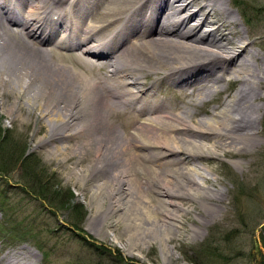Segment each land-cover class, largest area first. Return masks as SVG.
Instances as JSON below:
<instances>
[{"label": "bare ground", "instance_id": "1", "mask_svg": "<svg viewBox=\"0 0 264 264\" xmlns=\"http://www.w3.org/2000/svg\"><path fill=\"white\" fill-rule=\"evenodd\" d=\"M16 1L4 0L0 7V84H7L9 89L16 83L20 92L26 93L36 89L30 93L29 101H38L41 114L56 121L51 134L69 127L74 128L72 133L92 131L88 141L95 145L100 159L96 165L86 167L79 177L81 181L89 180L94 168L99 172L106 169L101 156L108 157L109 149L114 147L121 157L120 166L148 174L150 188L126 170L127 191H123V178L115 174L96 189L102 192L97 195L106 194L109 199L117 195L115 202L109 200L107 206L103 205L96 194L92 202L97 209L112 214L109 217L116 214L115 223L127 222L130 254L140 234L147 230L151 235L146 239L143 235L145 244L157 241L165 258L177 253L169 237L179 233L177 227L187 210L181 198L200 201L206 198V191L212 192L206 187L207 170L201 167V161L217 157L219 147L243 150L237 139L258 132L255 124L261 114L255 101L264 97V68L258 63L261 57L253 48L254 41H247L252 34L247 29L235 30L239 16L228 0H21L30 18L22 21V28H13L10 24L15 21L7 8ZM52 11L58 19L49 15ZM82 11L88 14L84 16ZM130 25L137 28L128 33ZM206 26L210 28L204 31ZM253 34L264 39L262 32ZM91 40L98 45L114 41L117 47L105 55L86 46ZM50 44L73 51V56L68 57L71 69L49 53ZM226 74L238 82L237 89L228 92L226 100L209 117L194 123L189 121L193 114L175 101L145 98L156 83L146 87L147 80L155 76L156 80L165 78L182 89V97H198L202 102L227 91L221 85ZM19 88L13 87V91L19 92ZM45 94L53 102L39 101ZM142 94L158 107L149 102L144 103L143 111L130 106L138 103ZM63 103L69 114L60 108ZM35 105L32 102L29 107ZM123 117L140 118L123 133L117 145L97 135L99 129L114 124H110V118ZM137 149L142 150V156ZM181 153L183 158L159 162ZM153 157L152 164L145 161ZM164 164L172 169L160 179ZM148 190L162 194L160 208L154 205L150 209L142 202ZM134 193L141 196L140 202L131 197ZM135 206L141 209L140 218L135 216L139 214L134 213ZM0 264L11 261L7 258Z\"/></svg>", "mask_w": 264, "mask_h": 264}, {"label": "rangeland", "instance_id": "2", "mask_svg": "<svg viewBox=\"0 0 264 264\" xmlns=\"http://www.w3.org/2000/svg\"><path fill=\"white\" fill-rule=\"evenodd\" d=\"M236 1H240L241 6ZM236 1L227 3L239 18L245 14L251 22L242 16L235 30H249L252 35L247 41H254L253 48L261 57L258 63L264 68V39L261 38V42V35L253 34H264V0ZM54 55H59V62L71 69L69 53L58 51ZM51 60L55 61L53 57ZM230 78L233 76L226 74L221 84L227 93H217L202 102L198 97H182V90L166 80L158 79L155 87L166 91L168 102L176 101L178 107H186V111L193 114L189 121L194 123L209 117L213 109L226 100L228 92L237 89L238 82L228 81ZM154 79L153 76L147 80L146 87ZM261 85L264 96V80ZM7 86L0 84V261L9 258L11 264H199L200 260L204 264H264V97L255 101L261 114L255 124L258 132L237 139L244 149L219 147L217 157L201 161V167L207 170L204 173L208 176L206 187L212 192L206 191V198L200 201L181 198L187 210L177 227L179 233L169 237L177 253L165 258L157 241L145 244L143 235L145 239L151 235L148 230L140 234L142 237L130 254L127 222L115 223L116 214L109 217L112 214L102 212L92 202L94 194H102L96 190L103 187L101 182L115 178V174L123 178V191L129 189L126 170L130 169L124 164L120 166L117 149H109L111 156H101L106 166L103 172L94 168L89 180L81 181L79 177L86 167L96 165L100 159L95 154V145L88 141L92 131L72 133L74 128L69 127L67 131L61 128L59 134H51L56 121L41 114L38 101H29L30 93L36 89L20 92L15 83L14 89L19 88L16 92ZM48 96H40L39 101L53 102ZM32 102L36 104L34 108L29 107ZM65 105L61 104L60 108L64 114H69ZM137 119L110 118V124H114L99 129L97 135L102 134L104 139L115 141L117 145L125 135L121 127H130ZM26 154L32 156L33 166L23 164ZM173 158H183L182 153L161 158L159 162ZM146 159L147 163L155 162V157ZM112 160L116 163H110ZM185 161L188 162L187 158ZM170 169L169 164H164L160 179L166 178ZM130 171L137 182L151 187L148 174L134 173L133 168ZM45 184L52 189L50 198L48 194L46 198L39 193L41 185ZM117 184L114 182L115 186ZM150 191L146 192L147 198L142 197V202L150 209L154 205L160 208L162 194ZM57 192L62 197L56 196ZM71 193L73 198L69 200ZM97 196H101L99 200L107 206L109 200L115 202L117 195L110 199L106 194ZM132 196L140 202L141 196L136 193ZM134 208V213L139 212L135 216L140 218L141 209Z\"/></svg>", "mask_w": 264, "mask_h": 264}, {"label": "trees", "instance_id": "3", "mask_svg": "<svg viewBox=\"0 0 264 264\" xmlns=\"http://www.w3.org/2000/svg\"><path fill=\"white\" fill-rule=\"evenodd\" d=\"M23 155H19L18 157L19 158H21ZM23 164L24 165H31V166H33L34 165V161H33V158H32V156H24V158H23ZM41 189H39V193H41L43 196H45L46 194H48L49 195V198H50V196H51V191H52V189L50 190V186L49 185H41V187H40ZM57 189H58V187H56V191H57ZM56 191H53V193H55ZM58 195H61L60 194V192H57V195L56 196H58ZM46 198H48V196H45ZM61 197H62V195H61ZM73 198V194L71 193V195L69 196V200L70 199H72ZM204 264V262H202V261H200L199 260V264Z\"/></svg>", "mask_w": 264, "mask_h": 264}]
</instances>
